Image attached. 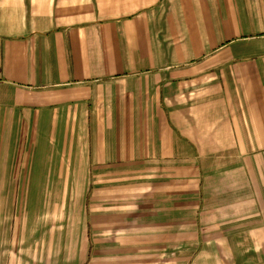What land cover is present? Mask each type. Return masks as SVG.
<instances>
[{
    "label": "crops",
    "instance_id": "1",
    "mask_svg": "<svg viewBox=\"0 0 264 264\" xmlns=\"http://www.w3.org/2000/svg\"><path fill=\"white\" fill-rule=\"evenodd\" d=\"M2 204L0 264H264V0H0Z\"/></svg>",
    "mask_w": 264,
    "mask_h": 264
},
{
    "label": "rangeland",
    "instance_id": "2",
    "mask_svg": "<svg viewBox=\"0 0 264 264\" xmlns=\"http://www.w3.org/2000/svg\"><path fill=\"white\" fill-rule=\"evenodd\" d=\"M14 153V150H12L11 154ZM0 213H10L12 214V219L9 220V228L7 229L6 234L2 235L3 231H0V241L2 242V244H4L7 247H10L11 245H16V244H23V238L25 236H23L24 234H22V229H21V233H19V229L16 228V223H17V219L19 220V218L21 217L20 214L26 213V209L24 208V206L21 205H0ZM11 227V228H10ZM30 235V234H28ZM31 236V235H30Z\"/></svg>",
    "mask_w": 264,
    "mask_h": 264
}]
</instances>
